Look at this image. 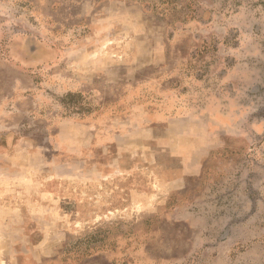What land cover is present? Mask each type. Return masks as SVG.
Listing matches in <instances>:
<instances>
[{"label":"rangeland","instance_id":"obj_1","mask_svg":"<svg viewBox=\"0 0 264 264\" xmlns=\"http://www.w3.org/2000/svg\"><path fill=\"white\" fill-rule=\"evenodd\" d=\"M0 264H264V0H0Z\"/></svg>","mask_w":264,"mask_h":264}]
</instances>
